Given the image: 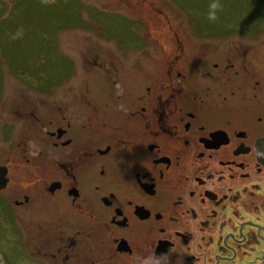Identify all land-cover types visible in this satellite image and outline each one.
<instances>
[{
    "label": "flooded vegetation",
    "instance_id": "af4514ba",
    "mask_svg": "<svg viewBox=\"0 0 264 264\" xmlns=\"http://www.w3.org/2000/svg\"><path fill=\"white\" fill-rule=\"evenodd\" d=\"M244 38L201 42V50L179 43L136 92L100 64L113 88L105 100H83V111L58 96L40 111L17 109L28 119L16 121L19 132L41 130V145L28 146H39L46 163L41 189L21 188L37 194L43 217L28 256L41 264H264V36ZM0 165V196L24 206L25 193L12 199L13 168Z\"/></svg>",
    "mask_w": 264,
    "mask_h": 264
},
{
    "label": "rangeland",
    "instance_id": "374dc122",
    "mask_svg": "<svg viewBox=\"0 0 264 264\" xmlns=\"http://www.w3.org/2000/svg\"><path fill=\"white\" fill-rule=\"evenodd\" d=\"M258 36H264V0H0V161L13 168L12 199L22 201L24 193L29 199L17 206L0 196V222L7 224L0 227V264H41L26 247L39 243V198L21 190L42 187L46 163L39 146L29 149L33 141L41 145V130L19 132L16 121L28 119L17 109L40 111L58 96L81 102L83 111V100H105L113 88L100 64L136 92L153 82L160 55L181 52L179 43L200 48Z\"/></svg>",
    "mask_w": 264,
    "mask_h": 264
},
{
    "label": "water",
    "instance_id": "95a60500",
    "mask_svg": "<svg viewBox=\"0 0 264 264\" xmlns=\"http://www.w3.org/2000/svg\"><path fill=\"white\" fill-rule=\"evenodd\" d=\"M6 166L0 165V188H3L6 184L7 178H5L6 174Z\"/></svg>",
    "mask_w": 264,
    "mask_h": 264
}]
</instances>
